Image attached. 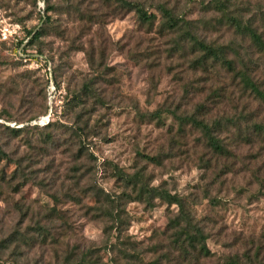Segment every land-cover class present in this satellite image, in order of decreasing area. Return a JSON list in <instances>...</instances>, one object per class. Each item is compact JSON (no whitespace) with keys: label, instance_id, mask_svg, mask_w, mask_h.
Returning <instances> with one entry per match:
<instances>
[{"label":"rangeland","instance_id":"374dc122","mask_svg":"<svg viewBox=\"0 0 264 264\" xmlns=\"http://www.w3.org/2000/svg\"><path fill=\"white\" fill-rule=\"evenodd\" d=\"M127 1L141 4L155 21L141 23L114 0H0V30L20 29L0 40V125L23 128L11 135L1 127L0 146L29 177L22 185L8 183L16 165L0 160L7 177L0 183V247H8L0 249V262L55 264L56 257L89 249L103 264L163 259L178 207L136 198L120 174L141 172L148 188L179 197L203 228L213 254L205 264L228 256L264 264V141L236 133V126L246 131L264 122V105L221 64L200 65L202 55L181 44L182 32L161 29V8L191 21L206 43L234 49L226 57L237 68L251 67L262 87L264 56L235 35L211 0ZM239 1L245 18L264 14V0ZM47 7L51 22L44 25ZM258 25L264 38V23ZM38 30L42 37L26 49L28 32ZM90 81L99 102L97 136L81 143L88 158L71 136L78 118L67 101ZM196 113L227 125L217 137L231 154H213L190 125L180 129L178 117ZM52 210L59 216L49 224ZM39 226L50 232L45 242Z\"/></svg>","mask_w":264,"mask_h":264},{"label":"trees","instance_id":"16d2710c","mask_svg":"<svg viewBox=\"0 0 264 264\" xmlns=\"http://www.w3.org/2000/svg\"><path fill=\"white\" fill-rule=\"evenodd\" d=\"M112 0H107V2ZM118 6H120L121 10L134 11L136 16L138 17L141 23H152L155 21L156 17L154 14L147 12L144 7L135 2H130L127 0H114ZM245 4L247 6L250 5V0H245ZM210 6L213 9L217 10L222 15V21L225 20L226 23L234 28V33L236 36L241 38L244 42H248L251 48L257 51V53L264 56V38L263 35L259 32L258 21L260 20L264 23V14L259 13H251L252 16L245 18V15L242 11L237 10V5H243V1L237 0H211ZM237 4V5H236ZM51 11L50 7H47L45 11L44 17V25H48L51 22V16L48 15ZM162 14V23L161 29L172 31V33L182 32L183 36L181 39V44H188L191 50L199 55H202L199 64H206L211 61L213 63L221 64L228 72L232 73L235 78L239 81V84L242 86L244 91L248 92L249 96L253 99L259 101L264 105V87L259 84L255 77H253L251 67L244 65L241 63V67L237 68V62L234 60L228 59L226 57L227 52H232L234 49H231L229 46H214L206 43L201 40L197 35L192 31V22L181 19V17L174 16L172 10L167 9L166 7L161 8ZM29 41L25 45V48H32V46L37 43L42 37V30H38L36 32H28ZM182 49H184L182 45ZM38 53H40L38 51ZM38 57H42V55H38ZM28 58L29 55H28ZM239 60V59H237ZM92 81L89 84H84L81 90L77 94H71L70 99H68V106L72 109V112H77V121L75 122V128L72 129L71 136L75 138L80 144L85 142L88 137H96L97 136V121H95V117L97 116L96 112L98 111L96 104L99 102V97L95 94L93 95L91 90ZM69 94V92H68ZM94 98L95 103H91L92 105L88 107V103H90V99ZM201 110H204L202 107ZM46 113V112H45ZM158 114V113H155ZM204 115V114H203ZM1 118V116H0ZM35 119V118H34ZM33 119V120H34ZM85 119V120H84ZM240 119L239 121H241ZM178 121L180 123V129L183 127L190 125V127L199 130L203 137L205 138L207 147L211 150V152L217 156H225L231 154V152L225 148L224 144L221 140L218 139L217 134L222 130L227 129V125H224L221 121L215 120L211 124L205 117H197V113L192 115H186L183 117H178ZM234 120H227V124H235ZM95 123V125H93ZM225 123V124H226ZM52 126V123H48L44 126L45 129H49ZM234 126V125H233ZM3 127L0 125V128ZM39 128V126H34ZM6 131H8L11 135H19L22 132L23 128H13L11 129L8 126L3 127ZM236 133L239 136L237 137H246L247 142H251V138H257L264 141V122H255L250 128L246 131L240 128V126H236ZM245 133V135H244ZM235 135V134H234ZM233 135V136H234ZM236 137V135H235ZM47 140L51 143L55 142L53 137H48ZM86 149L84 144L80 145L78 149L79 155L81 156ZM0 155L2 159L9 163L14 162L17 170L13 173V178H11L8 183L19 181L18 185H22L26 182L28 176L22 173L21 161H14L9 154H6L1 146H0ZM91 158L88 152L84 153L83 156ZM148 161H156L154 158L146 157ZM5 173L0 174V183L6 181ZM120 178H122L125 186L131 187L133 189V193L136 194V198L139 200L145 201L149 206L153 205L151 200L153 198H160L164 200L166 203L171 205H176L178 207V213L175 217L169 220V225L171 232L168 236V254L164 256L163 259L155 260L153 264H163V260L165 263L169 264H205L213 258V254L210 252L206 245L207 237L203 228L199 226L198 222L195 221L194 216H192L191 212L186 209V206L183 204L182 200L175 196L170 195L167 192H159L155 189H150L145 184L144 177L141 172H137L134 176H128L125 174H120ZM22 180V181H21ZM29 180V179H28ZM17 185V186H18ZM16 186V187H17ZM15 187V192L18 188ZM97 198L98 195L94 194ZM211 204L213 206H217L219 200L212 199ZM51 218H48V223L53 224V217L55 218L58 215L56 210H52L49 212ZM117 214V213H116ZM56 221V219H55ZM39 236L42 238V242H45L49 235V231L45 226H39ZM0 249L2 252L8 250V247L1 246ZM4 250V251H3ZM175 254V258L173 259L171 256ZM170 256V257H169ZM247 261H242L237 256H228L227 259L223 263L216 264H252L251 259L248 257ZM127 260V258H126ZM138 260L139 264H142L143 261ZM132 261V260H128ZM0 264H28L23 261L14 260L10 263L0 262ZM55 264H103L100 262V258L96 255L95 250L89 249L84 252L76 253L75 251L67 254L65 257L60 258L56 257ZM129 264V263H124Z\"/></svg>","mask_w":264,"mask_h":264},{"label":"built area","instance_id":"2783aa9c","mask_svg":"<svg viewBox=\"0 0 264 264\" xmlns=\"http://www.w3.org/2000/svg\"><path fill=\"white\" fill-rule=\"evenodd\" d=\"M19 27L17 29H11V27H4L0 30V40L1 42H7L10 40V38L13 37V35L19 36ZM30 38L27 39V41L24 42L23 46L27 44ZM22 57V55H20Z\"/></svg>","mask_w":264,"mask_h":264}]
</instances>
